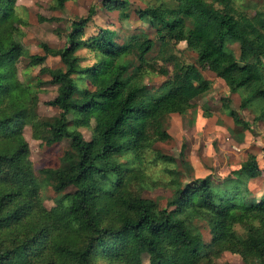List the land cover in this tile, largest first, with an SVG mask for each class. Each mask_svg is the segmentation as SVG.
I'll return each mask as SVG.
<instances>
[{
	"label": "trees",
	"instance_id": "1",
	"mask_svg": "<svg viewBox=\"0 0 264 264\" xmlns=\"http://www.w3.org/2000/svg\"><path fill=\"white\" fill-rule=\"evenodd\" d=\"M67 1L53 0L54 9L62 10ZM16 2L0 0V136L8 141L0 148V233L21 228L23 236L8 245L0 239V264H94L98 257L114 264H142L144 256L148 264H216L225 251L239 255L242 264H264V195L254 196L248 185L262 173L256 154L247 153L240 166L221 179H183L182 171L167 167L168 179L157 181L146 171L149 152L156 161L175 162L154 144L171 137L167 129L172 113H186L211 89L202 69L239 93V107L264 123V11L250 16L234 0L159 1L134 9L159 40L156 55L164 65H157L147 58L156 40L145 32L122 42L108 25L88 33L97 13L92 5L86 15L71 21L62 47L40 42L42 54H26L27 66H39L36 86L56 88L48 104L56 106L58 114L40 118L38 91L17 78L16 65L25 53L17 40L23 20ZM99 3L116 12L120 22L131 17L129 0ZM182 41L196 52V64L184 63L173 52V43ZM233 42L239 44L238 55L229 47ZM81 49L93 54V63L82 64ZM49 56L58 57L61 66L46 65ZM169 63L173 74L162 83L167 91L156 95L145 77L168 76ZM40 75L49 79L43 81ZM229 103L223 99L236 132L250 129ZM24 124L36 128L35 138L46 145L70 140L58 167L38 170L59 194L49 210L41 203ZM80 127L91 129L88 142ZM185 147L179 153L181 165L193 170ZM125 154L138 165L127 162L125 167L118 160ZM159 183L171 191L162 208L140 193ZM70 188L73 191L65 192ZM103 215L113 219L104 223ZM203 227L210 232L208 242Z\"/></svg>",
	"mask_w": 264,
	"mask_h": 264
},
{
	"label": "rangeland",
	"instance_id": "2",
	"mask_svg": "<svg viewBox=\"0 0 264 264\" xmlns=\"http://www.w3.org/2000/svg\"><path fill=\"white\" fill-rule=\"evenodd\" d=\"M100 0H68L62 10H56L53 7V0H17L16 11L22 18L23 22L20 25V33L17 40L21 41L25 55L21 56L17 62V78L21 82L31 84L34 89L38 91V105L36 112L40 118H51L58 114L59 109L56 106L48 104L56 95V88L50 84L36 86V79L38 78L39 66H27V53L42 54L40 42H46L49 46L54 48L62 47L65 44V34L70 28L72 20L86 15L90 6L97 8L96 15L90 21L87 29L88 33L98 30L99 27L109 25L112 29L118 32V42L129 40L131 34L145 32L150 37L155 38L156 46L147 58L149 61L155 62L157 65H162L161 59L157 58V48L159 47V40L154 35V30L148 25L142 24L135 13L136 8L144 7L145 4L155 5L159 1H163L170 5L174 4L172 0H129L131 3V17L129 20L120 22L117 19L116 12H109L102 8L99 3ZM234 5L240 10L252 15L256 11H264V0H234ZM57 17L54 21H42L41 17ZM139 35H142L139 34ZM238 43L233 42L229 47L233 50L235 55L239 54ZM173 52L184 63L196 64L197 54L192 49L186 46L185 42L173 43ZM79 56L82 57V64L88 65L94 62L93 54L86 49L78 51ZM264 61V59H263ZM45 64L51 68L61 66L58 57H47ZM164 65V64H163ZM169 75L164 76L158 73H149L145 77V83L148 85L150 91L156 95L166 93L167 87L162 85L164 81L173 74V67L168 65ZM203 75L212 83L211 89L201 97L195 99V107L187 110L186 113L180 115H171L167 131L170 138L165 141H158L154 144V149L174 156V163H164L154 160L152 152L148 153L150 164L147 166V173L150 177L156 178L157 181L168 179V174L165 170L167 167L176 168L182 171V178L187 177H204L212 175L214 179H221L227 177L236 169V165L246 158L250 149L242 148L243 143H240L236 136L237 128H235L232 118L228 115V110L223 107V99L230 100V106L238 112L240 117L251 123L252 129L249 135L250 140L256 139L257 136L264 133V123L262 121H254L253 113L248 109H241L240 96L236 93H231L226 83L213 72L208 69H202ZM40 79H49L48 75H40ZM92 126L94 122L92 121ZM259 128L263 129L261 132ZM79 131L83 134L84 141L88 142L91 139V129L80 127ZM36 128L29 124L23 125V135L29 145V159L31 161L33 170L38 178L40 184V198L42 205L47 210L56 205V199L59 194L56 193L53 187L45 181V179L38 173L41 168L52 167L56 168L60 164V158L63 152L69 148L70 140L63 139L60 142L46 145L40 139L35 138L34 133ZM260 131V132H259ZM6 138L0 136V148L7 146ZM185 144L184 149L185 159H187L193 170H185L181 165L180 151L182 145ZM125 167L127 162L131 167H136L138 164L125 154L118 159ZM262 165H264V162ZM146 161L142 162V166H146ZM160 179V180H158ZM188 181V180H187ZM262 184L256 183L252 189L260 187ZM73 191L72 188L65 190V192ZM264 192V191H263ZM140 193L145 198H150L157 202L159 207H165L167 199L171 195L169 188L164 184L150 186L148 188L140 189ZM262 192L258 194L260 196ZM112 216L103 215L104 223L112 220ZM239 233H243L240 225L236 226ZM203 239L208 242L211 239L209 230L206 227L201 229ZM23 236L21 228L15 229L13 234L2 232L0 239H4V245H8L14 239H19ZM216 264H242L239 255L230 252H224L215 260ZM94 264H114L102 258H96ZM148 264L147 256H144L143 263Z\"/></svg>",
	"mask_w": 264,
	"mask_h": 264
},
{
	"label": "crops",
	"instance_id": "3",
	"mask_svg": "<svg viewBox=\"0 0 264 264\" xmlns=\"http://www.w3.org/2000/svg\"><path fill=\"white\" fill-rule=\"evenodd\" d=\"M247 14H249V13H247ZM253 15H254V13L250 16H253ZM108 27H110V26L108 25ZM233 93H236L239 95V93H237V92H233ZM175 114H178V113H172L171 115H175ZM250 129H252L251 123H250ZM250 129H246L241 133L237 132L236 136H237L238 140L239 139L241 140V141H239L240 143L244 142L243 145H245V146H242V148H245V150L250 149L251 153L253 152L254 154H256L258 164H259L260 168L262 169V173L260 176H258L256 178H251L248 182V185H249L250 189L252 190L254 196L259 197L258 194L260 192H262L261 195H264V192H263L264 191V165H262V162H261V161L264 162V133L257 136L256 139L250 140L251 137H249V135H250V133H252ZM259 130L261 132H263L262 131L263 129L259 128ZM245 159H243L239 164H237L235 168L237 169ZM256 183H260V184H262V186L260 185V187H256V189H252V186L255 185ZM225 252H227V251H225Z\"/></svg>",
	"mask_w": 264,
	"mask_h": 264
}]
</instances>
